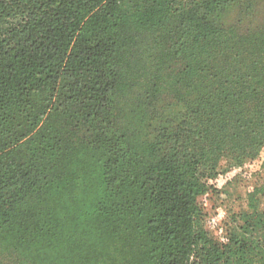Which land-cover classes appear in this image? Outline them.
<instances>
[{
    "label": "trees",
    "instance_id": "obj_1",
    "mask_svg": "<svg viewBox=\"0 0 264 264\" xmlns=\"http://www.w3.org/2000/svg\"><path fill=\"white\" fill-rule=\"evenodd\" d=\"M263 146L264 0H0V264H264Z\"/></svg>",
    "mask_w": 264,
    "mask_h": 264
},
{
    "label": "rangeland",
    "instance_id": "obj_2",
    "mask_svg": "<svg viewBox=\"0 0 264 264\" xmlns=\"http://www.w3.org/2000/svg\"><path fill=\"white\" fill-rule=\"evenodd\" d=\"M218 170L215 190L201 195L198 201L207 230L222 243L236 225L235 215L246 206L247 193L264 185V146L253 159H221ZM260 209L264 210V195Z\"/></svg>",
    "mask_w": 264,
    "mask_h": 264
}]
</instances>
